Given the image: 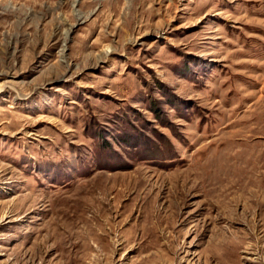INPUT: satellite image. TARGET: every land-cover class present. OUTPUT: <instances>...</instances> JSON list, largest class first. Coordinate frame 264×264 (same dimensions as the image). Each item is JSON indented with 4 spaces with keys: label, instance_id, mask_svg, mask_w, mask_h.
Returning a JSON list of instances; mask_svg holds the SVG:
<instances>
[{
    "label": "rangeland",
    "instance_id": "1",
    "mask_svg": "<svg viewBox=\"0 0 264 264\" xmlns=\"http://www.w3.org/2000/svg\"><path fill=\"white\" fill-rule=\"evenodd\" d=\"M0 264H264V0H0Z\"/></svg>",
    "mask_w": 264,
    "mask_h": 264
}]
</instances>
